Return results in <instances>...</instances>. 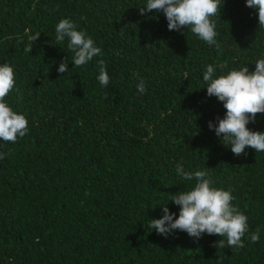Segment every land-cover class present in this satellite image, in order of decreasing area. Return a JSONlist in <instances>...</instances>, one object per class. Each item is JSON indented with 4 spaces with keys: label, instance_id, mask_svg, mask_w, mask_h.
<instances>
[{
    "label": "trees",
    "instance_id": "trees-1",
    "mask_svg": "<svg viewBox=\"0 0 264 264\" xmlns=\"http://www.w3.org/2000/svg\"><path fill=\"white\" fill-rule=\"evenodd\" d=\"M145 4L0 0V64L15 72L5 99L29 121L15 143L0 139V264H264V152L249 147L236 156L209 129L226 109L203 80L209 64L227 62L217 76L255 70L264 58L258 11L246 0H221L217 49L189 29L170 31L163 12L141 15ZM65 18L103 55L75 67L68 39H55ZM65 58L69 71L61 74ZM100 59L106 87L97 79ZM248 127L264 132V113ZM180 163L207 169L214 187L232 192L248 217L243 248L217 249V235L165 237L150 227L165 205L178 218L170 197L195 184L177 174Z\"/></svg>",
    "mask_w": 264,
    "mask_h": 264
},
{
    "label": "clouds",
    "instance_id": "clouds-1",
    "mask_svg": "<svg viewBox=\"0 0 264 264\" xmlns=\"http://www.w3.org/2000/svg\"><path fill=\"white\" fill-rule=\"evenodd\" d=\"M246 6L258 11L259 27H264V0H246ZM221 8V0H146L145 6L139 7V12L141 15L153 10L163 12L170 31L189 29L208 45L220 49L216 39L217 24L213 17L221 15ZM55 32L57 43L68 39L67 47L74 53L71 59L75 67L84 66L94 57L103 55L92 37L86 31L78 30L77 24L70 18L61 19ZM39 36L30 37L26 52H32L33 42ZM97 67L100 85L108 86L110 77L106 62L100 59ZM217 67L223 70L228 65L226 61L219 65H207L203 80L206 82L207 95L215 96L222 102L226 114L223 118L217 117V122L209 121V129L214 130L236 156L244 154L249 147L255 152H264V132L253 131L248 127L249 123L255 122L258 113H264V58L255 62V70L251 72L247 66H242L217 76ZM57 71L61 74L69 71L68 58L60 63ZM14 87L13 66L7 62L0 64V139L12 143L18 137H24L29 130L26 116L14 111L6 102L5 98ZM137 89L141 94L146 92L142 79ZM0 159H3V154H0ZM176 172L185 181L195 180V184L189 190L179 191L170 197V201L180 208L178 218L165 205L162 206V217L151 219L150 227L165 237L176 230L197 239L205 233L217 235L222 238L213 244L217 249L225 246L243 248L242 238L249 231L248 217L238 206L233 205L232 192L214 187L215 182L207 169L185 171L180 163L177 164ZM259 239L260 229L257 228L250 235V241L256 243Z\"/></svg>",
    "mask_w": 264,
    "mask_h": 264
}]
</instances>
